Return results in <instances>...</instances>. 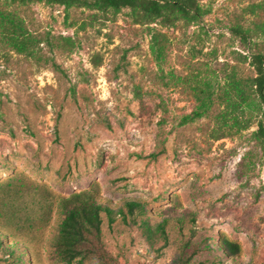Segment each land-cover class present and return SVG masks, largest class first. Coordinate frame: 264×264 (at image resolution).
I'll list each match as a JSON object with an SVG mask.
<instances>
[{
  "label": "rangeland",
  "instance_id": "obj_1",
  "mask_svg": "<svg viewBox=\"0 0 264 264\" xmlns=\"http://www.w3.org/2000/svg\"><path fill=\"white\" fill-rule=\"evenodd\" d=\"M196 2V18H152L0 0V264H67L59 200L82 190L113 221L100 212L98 255L71 264H264V109L221 117L236 87L258 99L264 0ZM128 200L143 206L134 222Z\"/></svg>",
  "mask_w": 264,
  "mask_h": 264
},
{
  "label": "trees",
  "instance_id": "obj_2",
  "mask_svg": "<svg viewBox=\"0 0 264 264\" xmlns=\"http://www.w3.org/2000/svg\"><path fill=\"white\" fill-rule=\"evenodd\" d=\"M41 1V0H38ZM48 3H58L63 5H71L76 2H81L84 5L95 6L98 8H113L121 9L129 7L132 10L137 8L152 18L160 16L163 11L176 10L181 15L187 18H196L200 12V7L196 0H45ZM10 18L9 14L4 16ZM10 21L15 24L16 30L9 31L7 40L9 46L19 53L27 51L25 41L20 38L22 34V26L14 20ZM235 34L246 38L239 29H234ZM24 33V32H23ZM264 33V31H263ZM153 49V46H152ZM250 65L253 67L254 76L251 78L252 91L257 95V101L249 99V95L245 91L236 87V97L231 100L227 99L225 109L221 112L223 119H232L231 127L240 126L241 120L236 111L244 113L241 105L246 108H251L252 111L264 109V54L253 53L250 56ZM234 88V87H233ZM249 99V100H248ZM199 105L193 112L196 117L202 116L206 110L208 103L204 99H199ZM252 111H249L252 114ZM192 116H187L185 119H190ZM248 121L244 123V127ZM264 135L262 123H259V131ZM223 136V133H219ZM217 135V136H219ZM220 138V137H217ZM155 156V154H152ZM59 204L63 206L64 217L62 218L58 232L56 235L55 253L65 263L71 264L81 262L87 257L97 256L99 249V240L101 237V222L100 212H105L109 222L113 221L112 210L103 206L92 199V194L89 190L74 192L69 197H60ZM125 210L119 209V213L123 215V220H127V214L133 215L131 221H135L134 212L142 211V204L135 200H128L124 203ZM161 232H164L163 224L158 226ZM226 246L229 251H235L236 245L230 241H226Z\"/></svg>",
  "mask_w": 264,
  "mask_h": 264
}]
</instances>
